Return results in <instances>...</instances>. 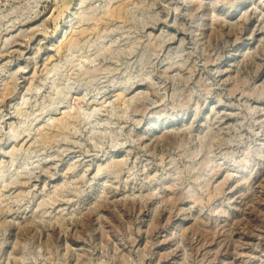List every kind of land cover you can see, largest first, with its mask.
Returning a JSON list of instances; mask_svg holds the SVG:
<instances>
[{"label":"rangeland","instance_id":"1","mask_svg":"<svg viewBox=\"0 0 264 264\" xmlns=\"http://www.w3.org/2000/svg\"><path fill=\"white\" fill-rule=\"evenodd\" d=\"M0 264H264V0H0Z\"/></svg>","mask_w":264,"mask_h":264}]
</instances>
